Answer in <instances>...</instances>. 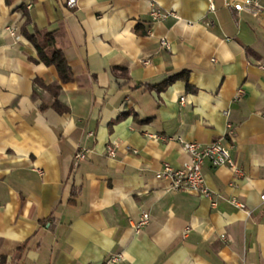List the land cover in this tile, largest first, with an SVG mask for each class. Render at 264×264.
<instances>
[{
    "label": "crops",
    "instance_id": "1",
    "mask_svg": "<svg viewBox=\"0 0 264 264\" xmlns=\"http://www.w3.org/2000/svg\"><path fill=\"white\" fill-rule=\"evenodd\" d=\"M154 3L176 16L153 20ZM214 3L0 0V264H264V9ZM24 26L53 32L72 80ZM228 124L241 172L204 164L217 206L156 178L190 161L177 137L210 143Z\"/></svg>",
    "mask_w": 264,
    "mask_h": 264
},
{
    "label": "built area",
    "instance_id": "2",
    "mask_svg": "<svg viewBox=\"0 0 264 264\" xmlns=\"http://www.w3.org/2000/svg\"><path fill=\"white\" fill-rule=\"evenodd\" d=\"M79 0H67L69 7H75ZM226 4L232 6L234 9L243 10L245 5L256 7L262 11L264 9V0H226ZM209 11L215 12L216 6L214 0H210ZM153 20H165L171 16H176L175 12L166 11L162 9L157 3L153 4L151 10ZM206 26H212V21H205ZM163 47L169 48L170 43L166 38L161 39ZM242 89H239V94ZM182 103H185L186 97L180 98ZM234 135L233 125H227L226 135L217 138L210 143H201L198 141H186L180 136L176 138L181 144L183 150L190 156V161L181 168L173 167L169 162H165L162 168L156 173V178L160 180H167L169 182L168 188L173 191H188L195 192L202 196L212 199V206H217V202L213 200V193L206 184L205 175L203 172L204 164L209 162L214 167L228 166L235 173H240L241 170L236 161L231 155L232 142L230 139ZM110 157H115L117 154L116 144L112 143L106 149ZM133 152H138L134 149ZM87 156V151L80 150L75 155V161L78 163L84 160ZM264 199V193L261 195ZM229 202L234 206L245 209V203L239 201L237 198L232 197ZM151 219V214L148 211H142L141 217L136 225V230L140 231L144 228ZM122 260V255H111L107 257L103 264H117Z\"/></svg>",
    "mask_w": 264,
    "mask_h": 264
},
{
    "label": "trees",
    "instance_id": "3",
    "mask_svg": "<svg viewBox=\"0 0 264 264\" xmlns=\"http://www.w3.org/2000/svg\"><path fill=\"white\" fill-rule=\"evenodd\" d=\"M8 3H11L12 0H7ZM24 15L26 16L25 25L30 24L31 19L29 16V13L27 12V9L25 6H22ZM22 32L27 36V38L32 42V44L35 46L37 53H38V60L45 63L48 66H55L60 79L63 83L68 82L73 79V70L71 66L68 63V60L66 58V55L63 50H61L57 44L56 39L53 34V32L47 31V30H39L35 28L34 33H30L26 26L22 28ZM36 60V61H38ZM185 73L183 72L180 75L174 76L167 81H165L163 84L157 86V89L159 91L164 90L168 84L173 82L175 79H178L180 77H185ZM41 84L44 85V83L40 80ZM46 86V85H45ZM55 96V102L53 104V107L60 113H65L69 110V108L62 104L59 100V92L61 87H52V86H46ZM189 88H191L190 85H188ZM44 108V107H43ZM74 195L77 194V191L74 189L73 192Z\"/></svg>",
    "mask_w": 264,
    "mask_h": 264
}]
</instances>
